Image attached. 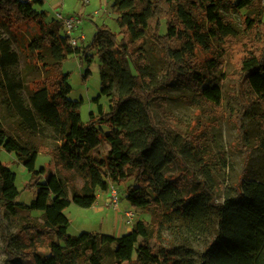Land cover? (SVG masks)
Masks as SVG:
<instances>
[{
  "label": "trees",
  "instance_id": "trees-1",
  "mask_svg": "<svg viewBox=\"0 0 264 264\" xmlns=\"http://www.w3.org/2000/svg\"><path fill=\"white\" fill-rule=\"evenodd\" d=\"M43 4L44 0H0V19L14 35L25 22L39 26L40 40L24 38V47V36L17 42L28 51L30 62H42L53 69L46 77L28 82V87L21 74L12 70L19 63L12 40L0 35V91L7 94L2 101L4 117L9 115L17 122L8 127L3 114L0 116V151L16 154L31 174L25 189L35 191L29 203L19 201L17 173L0 161V201L12 215L41 212L43 218L40 221L30 214L21 217L19 230L31 237L21 252L6 248L8 261L34 258L35 264H103L105 248L114 245V264H187L186 260L172 257V249L160 255L161 244L152 243V238L163 219L173 214L187 220L189 235L203 232L208 229L205 220L211 212L217 218V226L211 223L216 233L197 252L200 264H264V181L247 180L242 175L235 185V195L224 202L216 201L204 181L198 190L183 194L177 177L166 178L164 170L176 160L185 167L184 174L190 172L188 178L194 179L195 171L188 166L186 157L196 158L199 154L191 145L195 133L183 141L172 138V142L163 129L153 126L149 110L158 88L180 81L195 91L194 105L221 113V87L215 83L201 85L219 71L221 57L228 54L234 67L230 75L233 96L239 106L231 117L238 127L239 144L245 134L242 116L252 97L262 109L264 123V0H114L112 10L117 14L120 31L97 26L92 41L100 49L103 67L101 92L92 99L97 111L90 112L88 122L81 115L84 100L69 98L71 74L62 70L65 60L73 54L83 55L86 50L71 45L62 33L61 21H47V13L36 7ZM229 7L240 13L239 30L225 13ZM243 9L246 12L242 13ZM149 40L160 46L166 63L161 82H154L151 75L146 48ZM41 41L51 47L50 65L43 62ZM107 68L118 79V95L113 92L115 81ZM90 73L91 69L86 68L85 80ZM102 96L111 97L109 111L100 102ZM103 126L108 129L103 130ZM24 130L49 143L33 142ZM106 142L110 148L105 152ZM40 153L49 155L64 176L56 171L45 176L36 165ZM78 178L82 185H78ZM131 180L126 198L135 208L151 211L155 207L151 221L139 220L131 231L120 236L99 232L69 234L71 219L65 210L72 203L90 208L99 197V189L107 191L111 183L121 185ZM15 236L5 238L9 242ZM38 246L46 251H37ZM187 248L182 245V249Z\"/></svg>",
  "mask_w": 264,
  "mask_h": 264
},
{
  "label": "rangeland",
  "instance_id": "rangeland-1",
  "mask_svg": "<svg viewBox=\"0 0 264 264\" xmlns=\"http://www.w3.org/2000/svg\"><path fill=\"white\" fill-rule=\"evenodd\" d=\"M231 1L237 2L238 0ZM112 4L113 0H44L43 5H36L39 11L47 13V21L57 19V13L59 12L63 16L75 15L82 19L79 28L85 34L86 40L84 43L82 41L83 44L81 43L82 46L80 47L85 49L86 52L83 55H71L62 63V70L71 74L69 82L72 86V92L69 94V98L72 100H84L81 115L85 122L89 121L91 111H97V106L92 99L101 92L103 61L98 53L100 49L92 44L97 26L105 18L107 24L104 26H108L114 32H117L119 28L116 19H114L117 14L113 12ZM109 9L113 13L112 17L110 13H107ZM95 10L100 11L99 15L94 14ZM241 12H246V9H243ZM225 13L234 19L236 27L239 30L240 13L230 7ZM162 32H166L165 23H163ZM62 33L65 34L63 27ZM41 34L39 26L25 22L19 27V33L14 35L5 21L0 19V35L11 39L13 49L19 54V63L12 70L21 74L26 85L38 76L46 77L53 72L51 66L45 67L42 65V62H37L39 65H34L33 61L31 63L27 57L28 51L21 49L25 44L24 38L29 41L40 40ZM22 36L24 37L22 38ZM20 39L21 47L17 42ZM40 43L43 62L49 65L52 64L51 47L44 41ZM146 48L148 51V63L154 82H161L166 71V63L160 55V46L149 40ZM221 62L222 67L219 71L214 73L210 78H207L206 82L201 85L203 87L204 85L215 83L221 87L223 93V110L221 113H216L211 108L200 104L194 105L195 91L180 81L158 88L149 104L153 126L156 129H163L172 142V138L183 141L188 135L195 133V139L191 145L194 150L199 151L196 158L186 157L188 166L195 171L194 179L192 177L188 178L190 172L184 174L186 172L184 171L185 167H182L176 160H172L165 168L164 176L166 178L171 176L177 177L179 190L183 194L187 193L188 190L196 191L201 188V181L207 182L206 184L212 190L217 202H224L228 196L235 195V185L238 184L242 175L247 180L257 179L264 181V123H262L261 118L262 109L258 101L252 97L248 111L242 116L245 134L243 142L240 143L243 146L240 145L238 142V127L231 117V113L239 107L237 100L233 96V80L230 77L234 67L229 60L228 54L221 57ZM88 67L91 69V73L88 79L85 80L84 72ZM107 71L110 72V69L107 68ZM110 74L115 81L113 92L118 95V79H116L112 71ZM6 95L5 92L0 91V116L3 114L1 117L5 120V125L10 127L12 125L11 122L16 121L9 118V115L4 117L6 112H4L5 106L2 101L7 97ZM25 95H28L27 88ZM100 102L106 111L110 110L111 97L102 96ZM147 121L149 122L150 118ZM107 129V126H103V130ZM23 132L30 136L26 130ZM30 137L35 143H49V141L44 140L39 135ZM109 140H111V137H109ZM109 148L110 144L106 142L103 145V150L106 152ZM46 158H49L50 161H46ZM0 161L7 164L17 173L16 184L21 190L18 200L29 202L34 198L35 191L25 189L26 184L31 179V174L18 161L15 154L2 150L0 151ZM36 165L38 169L44 170L45 176L51 171L58 172L60 176L63 175L57 170L51 157L45 153L39 154ZM77 183L78 185H82V179L78 178ZM131 183H133V180L121 185L111 183V185L115 184L119 190L120 204L118 208H114L108 198L107 194L111 188L107 191L99 189V197L90 208H84L72 203L65 210V214L71 219V225L68 229L69 234L79 235L82 232H99L120 236L131 231L134 224L139 220L151 221V213L155 211V207L150 208L151 211L135 208L127 200L126 188ZM137 185L141 186L142 183H137ZM69 192L70 196H72L70 188ZM1 204L0 201V264H35L34 258L25 260L16 258L8 261L6 248L9 247L14 252L24 250L31 235L19 230L21 217L30 214L43 221L42 213L20 211L17 215H12ZM126 211L133 212V215L128 217ZM213 222L217 226V218L210 212L205 220V224H208V229L189 235L187 232V220L182 218V216L173 214L172 217L168 216L163 219L159 231L152 238V243L159 242L161 244L162 250L160 255L164 254L165 250L172 249L170 253L172 257L186 260L187 264H200L197 252L201 251L214 238L216 227L211 225ZM12 234H16L17 236L8 242L5 235ZM54 239L58 240L56 237ZM182 245H187L188 248L182 249ZM114 248V245L105 248L106 255L103 264H114ZM37 251H46V248L38 246ZM135 258L137 259V253L135 254Z\"/></svg>",
  "mask_w": 264,
  "mask_h": 264
},
{
  "label": "built area",
  "instance_id": "built-area-1",
  "mask_svg": "<svg viewBox=\"0 0 264 264\" xmlns=\"http://www.w3.org/2000/svg\"><path fill=\"white\" fill-rule=\"evenodd\" d=\"M57 20L63 23V28L65 35L68 36L72 46H82L86 40V36L83 31L79 28L82 23V19L78 16H63L62 13H57ZM83 41V43H82ZM82 43V44H81ZM111 188V189H110ZM108 195L109 200L111 201L114 208H118L120 204L119 190L115 184L110 186ZM126 215L131 217L133 212L126 211Z\"/></svg>",
  "mask_w": 264,
  "mask_h": 264
},
{
  "label": "crops",
  "instance_id": "crops-1",
  "mask_svg": "<svg viewBox=\"0 0 264 264\" xmlns=\"http://www.w3.org/2000/svg\"><path fill=\"white\" fill-rule=\"evenodd\" d=\"M86 1H90V0H86ZM113 3H114V0H113ZM112 5H113V4H112ZM106 8H107V7H106ZM99 13H100L99 10H95V12H94V14H97V15H99ZM107 13H110V14H111V15H110L111 17L113 16V13H112V11H110V9L107 10ZM115 16H116V15H115ZM114 19H117V16H116V18L114 17ZM105 24H107V23H106V20H105V18H104L103 21H102V23H101L99 26H101V25H105ZM118 31H119V28H118ZM118 31H117V32H118ZM14 154H15V153H14ZM15 156H16V154H15ZM47 157H48V156H47ZM46 161H50V159H49V158H46ZM32 199H33V198H32ZM32 199H31V200H32ZM31 200H30V201H31ZM30 201H29V202H30ZM29 202H25V203H29Z\"/></svg>",
  "mask_w": 264,
  "mask_h": 264
}]
</instances>
